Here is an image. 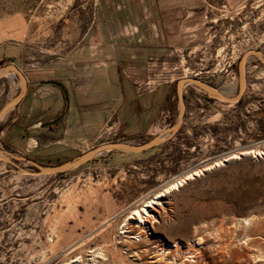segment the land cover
<instances>
[{
    "label": "rangeland",
    "instance_id": "374dc122",
    "mask_svg": "<svg viewBox=\"0 0 264 264\" xmlns=\"http://www.w3.org/2000/svg\"><path fill=\"white\" fill-rule=\"evenodd\" d=\"M98 1L0 0V66L14 63L30 81L65 66L98 30ZM161 3L156 22L164 24L158 33L165 31L167 45L140 91L147 84L151 89L168 85L173 98L146 134L124 139L102 126L87 139L43 147L52 139L38 137L41 130L35 127L25 133L27 151L5 147L2 133L0 147L49 166L102 142H146L176 120L177 79L195 77L224 89L238 82L243 52L264 54V0ZM19 89L15 75L0 77V107ZM236 90L237 84L228 95ZM183 96L177 132L143 152L104 151L54 175H25L0 161V264H89L86 259L96 248L105 254L113 248L116 254H107L108 264H165L156 252L164 241L172 247L183 243L166 258L185 262L187 246L198 238L200 244L193 246L199 264H264V65L255 56L247 59L246 88L236 104L208 97L192 84L184 87ZM250 150L261 154H241ZM16 163L34 170L22 160ZM188 174L150 209L145 239L131 241L119 233L130 208ZM88 190L92 194L84 198Z\"/></svg>",
    "mask_w": 264,
    "mask_h": 264
},
{
    "label": "crops",
    "instance_id": "0c3cea01",
    "mask_svg": "<svg viewBox=\"0 0 264 264\" xmlns=\"http://www.w3.org/2000/svg\"><path fill=\"white\" fill-rule=\"evenodd\" d=\"M97 4L98 26L111 27H98L65 66L31 81L25 75L26 94L0 121L8 149L27 151L30 138L25 133L35 127L41 130L38 137L52 139L43 147L87 139L102 126L121 138L135 139L146 134L168 108L173 98L168 85L140 91L151 77L158 52L167 45L165 31L158 33L164 24L156 22L164 9L161 0H99Z\"/></svg>",
    "mask_w": 264,
    "mask_h": 264
},
{
    "label": "water",
    "instance_id": "95a60500",
    "mask_svg": "<svg viewBox=\"0 0 264 264\" xmlns=\"http://www.w3.org/2000/svg\"><path fill=\"white\" fill-rule=\"evenodd\" d=\"M252 55L258 57L259 61L264 65V60L260 58V52L258 50L248 49L245 52H243L238 61L237 90L233 96L222 95L217 87L199 78L188 77V78L177 79L175 83V96H176V101L178 105V112H177L176 120L172 125L164 129L162 134L169 133L170 135H172V134H175L177 130L179 129L182 123L183 114L185 111L183 90H184V86L188 84H192L196 86L197 88L201 89L204 92V94H206V96L208 97L219 99L225 103H231V104L238 103L246 88V62H247L248 57ZM0 71L13 72L15 76L17 77L19 84H20V89L17 92V94L11 97L10 99H8L7 101H5L3 105L0 107V121H1V119L6 114V112L10 110L12 107H14L15 105H17L22 100L24 95L26 94L27 79L23 71L18 66H16L14 63H7L4 65H1ZM57 120L58 118H56L55 120L48 121L44 123L43 125L53 124ZM162 134H158L143 143H131L128 141L102 142L66 161H63L61 163L54 164V165H49V166H42L36 160L13 154L9 152L8 150H5L2 147H0V161L14 166L16 169H18L21 173L25 175H32V176L54 175V174L64 173L70 170L71 168L76 167L88 161L89 159L93 158L97 154L104 152V151L121 150L126 153L143 152L165 141L166 138L162 137ZM18 160H22L28 163L29 165L33 166L34 170H28V169H24L20 167V165L16 163V161Z\"/></svg>",
    "mask_w": 264,
    "mask_h": 264
},
{
    "label": "bare ground",
    "instance_id": "6f19581e",
    "mask_svg": "<svg viewBox=\"0 0 264 264\" xmlns=\"http://www.w3.org/2000/svg\"><path fill=\"white\" fill-rule=\"evenodd\" d=\"M256 50V49H254ZM260 52V51H259ZM254 56V55H252ZM251 57V56H250ZM256 57V56H255ZM249 58V57H248ZM258 58V57H256ZM260 58L264 60V54L262 52H260ZM259 60V59H258ZM13 76L15 75L13 72H8V71H0V76L3 77V76ZM181 78H188V77H181ZM236 84H237V81L235 80L234 82H232L231 86H228L224 89H219L218 90L220 91V93L224 96H230L228 95V93H233L236 89ZM185 87V86H184ZM231 89V90H230ZM201 90V89H200ZM216 99V98H215ZM169 127V126H168ZM167 128V127H166ZM165 128V129H166ZM156 129V128H155ZM153 129V130H155ZM162 130V129H161ZM160 131V130H159ZM164 131V129L162 131H160L158 134H162ZM156 134V135H158ZM155 135V136H156ZM172 135H170L169 133H166V134H162V137H165L166 139L172 137ZM241 154H252V155H259L261 154L260 151H256V150H250V151H244L243 153ZM232 157H236V155H233ZM214 164H217V163H214ZM212 166H207L205 169L207 168H210ZM200 173V170H197L195 172H193V174H199ZM192 174H188L187 176L183 177L182 179H175L174 182H171L169 183L164 189H160L156 192L153 193V195L150 197V198H147V199H144L142 200L138 205H136L135 207H132L130 208L126 213L125 215L122 217L121 219V227L120 229L122 230L121 232L119 233H123V237H126V238H130L131 241L135 240V241H139V240H142V239H145L147 237V234H148V231H149V227L147 225V222H151V218L152 217V214H151V208L153 207V205H156L158 204L160 201H161V198L162 196H165V194L167 192H169L170 190L172 189H175L177 188L179 185L182 184V182L184 181V179L186 178H190ZM92 194V190H88L86 193L84 192V195L83 197L86 198V196ZM72 197V196H71ZM74 197V196H73ZM252 218V217H251ZM251 218H244L243 221L244 222H250ZM246 223V224H248ZM247 233V232H246ZM245 233V234H246ZM247 237V234L245 235ZM243 239V238H242ZM251 239V238H250ZM200 238L196 239V243H190L191 245H188L187 248H190L188 249V251H186L185 253H188L189 256L186 257L187 261L185 260V262H180L179 260L176 261L175 260V257H171V254H170V257L171 258H166V256L168 257L169 254L167 255V253L173 251L175 253V251H178V249H180V246H182L183 243L177 241L175 243H173V247L172 245H169L166 241L163 242V246L162 247H158L156 249V252L159 254L157 255L159 257V260L161 261H164L165 264H199L198 263V260L195 259V251L197 250L195 246V244H200ZM244 240H245V237H244ZM130 241V242H131ZM245 241L250 242H254L253 240H250L247 238ZM132 243V242H131ZM245 243V244H247ZM228 244V243H226ZM230 244V243H229ZM50 245V244H49ZM115 245V244H114ZM117 246V245H116ZM189 246H192L193 248L189 247ZM228 246V245H227ZM172 247L174 250H172ZM115 248V247H114ZM230 248H232L230 246ZM107 249H110L107 248ZM113 249V248H112ZM108 250V253L109 252H113L116 254V252H114V250ZM196 249V250H195ZM227 249H229L227 247ZM225 249V250H227ZM107 251V250H106ZM116 251V250H115ZM230 251V250H229ZM228 251V252H229ZM232 251V250H231ZM230 251V252H231ZM171 252V253H173ZM182 252V251H181ZM198 251H196L197 253ZM92 253L93 254H90L89 256V259H86V261L89 263V264H97L100 263V264H106L109 260H108V253L105 254L103 250L100 249H94L92 250ZM114 254V255H115ZM177 254V253H176ZM199 254V253H198ZM111 255V254H110ZM113 255V254H112ZM175 255V254H174ZM197 255V254H196ZM117 256V255H116ZM118 258V257H117ZM116 258V259H117ZM185 258V257H183ZM121 259V263H123L122 261V258ZM119 259V260H120ZM112 260V258L110 259ZM76 261V260H75ZM82 262V261H81ZM120 262V261H119ZM70 264V263H69ZM77 264V263H76ZM108 264V263H107Z\"/></svg>",
    "mask_w": 264,
    "mask_h": 264
},
{
    "label": "built area",
    "instance_id": "2783aa9c",
    "mask_svg": "<svg viewBox=\"0 0 264 264\" xmlns=\"http://www.w3.org/2000/svg\"><path fill=\"white\" fill-rule=\"evenodd\" d=\"M146 88H147V89H151L149 84H147V87H146Z\"/></svg>",
    "mask_w": 264,
    "mask_h": 264
},
{
    "label": "trees",
    "instance_id": "16d2710c",
    "mask_svg": "<svg viewBox=\"0 0 264 264\" xmlns=\"http://www.w3.org/2000/svg\"><path fill=\"white\" fill-rule=\"evenodd\" d=\"M61 163V162H60Z\"/></svg>",
    "mask_w": 264,
    "mask_h": 264
}]
</instances>
